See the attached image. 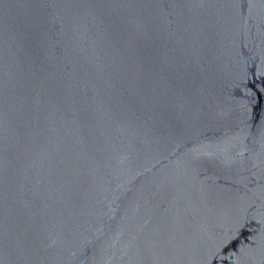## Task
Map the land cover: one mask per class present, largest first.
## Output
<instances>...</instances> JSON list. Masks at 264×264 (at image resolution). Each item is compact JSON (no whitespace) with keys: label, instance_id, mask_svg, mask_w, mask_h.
<instances>
[{"label":"water","instance_id":"water-1","mask_svg":"<svg viewBox=\"0 0 264 264\" xmlns=\"http://www.w3.org/2000/svg\"><path fill=\"white\" fill-rule=\"evenodd\" d=\"M0 264H264V0H0Z\"/></svg>","mask_w":264,"mask_h":264}]
</instances>
